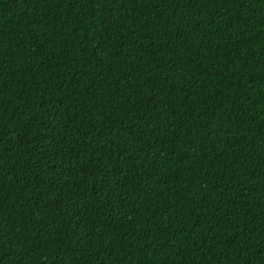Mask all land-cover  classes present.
<instances>
[{"label": "trees", "instance_id": "obj_1", "mask_svg": "<svg viewBox=\"0 0 264 264\" xmlns=\"http://www.w3.org/2000/svg\"><path fill=\"white\" fill-rule=\"evenodd\" d=\"M0 264H264V0H0Z\"/></svg>", "mask_w": 264, "mask_h": 264}]
</instances>
